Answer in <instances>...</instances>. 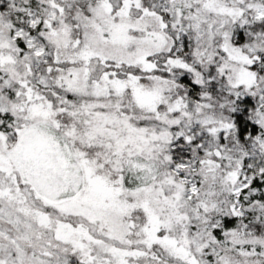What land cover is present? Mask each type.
Instances as JSON below:
<instances>
[{
    "label": "snow or ice",
    "instance_id": "1",
    "mask_svg": "<svg viewBox=\"0 0 264 264\" xmlns=\"http://www.w3.org/2000/svg\"><path fill=\"white\" fill-rule=\"evenodd\" d=\"M0 264H264V0H0Z\"/></svg>",
    "mask_w": 264,
    "mask_h": 264
}]
</instances>
